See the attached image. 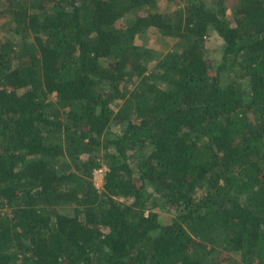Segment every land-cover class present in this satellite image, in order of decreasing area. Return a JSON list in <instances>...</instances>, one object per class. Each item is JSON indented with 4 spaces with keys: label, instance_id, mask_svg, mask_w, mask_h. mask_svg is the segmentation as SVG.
I'll return each mask as SVG.
<instances>
[{
    "label": "trees",
    "instance_id": "trees-1",
    "mask_svg": "<svg viewBox=\"0 0 264 264\" xmlns=\"http://www.w3.org/2000/svg\"><path fill=\"white\" fill-rule=\"evenodd\" d=\"M223 262L264 264V0H0V264Z\"/></svg>",
    "mask_w": 264,
    "mask_h": 264
},
{
    "label": "rangeland",
    "instance_id": "rangeland-1",
    "mask_svg": "<svg viewBox=\"0 0 264 264\" xmlns=\"http://www.w3.org/2000/svg\"><path fill=\"white\" fill-rule=\"evenodd\" d=\"M160 8L162 9L167 8V10H171L173 8V5L169 2L161 1ZM136 42L142 46L152 49V51L156 52L155 54L160 56L161 54H164L168 50L172 49L175 39L163 36L155 28L151 27L145 33L140 34L137 37ZM207 45L210 51L209 57L215 61H219L221 49H222L221 40L214 33L210 34V36L207 39ZM156 57L158 58V56ZM155 60L156 59H154L152 62H154ZM93 181H94V185L99 190H101L102 180H100L99 177H93ZM158 217L161 222L166 223L170 217V213L165 211H159ZM216 251L226 252L227 256H229V258L233 260H236V258H238V254L233 251H225L222 248H216ZM223 263L228 264L229 262L228 263L223 262Z\"/></svg>",
    "mask_w": 264,
    "mask_h": 264
},
{
    "label": "built area",
    "instance_id": "built-area-1",
    "mask_svg": "<svg viewBox=\"0 0 264 264\" xmlns=\"http://www.w3.org/2000/svg\"><path fill=\"white\" fill-rule=\"evenodd\" d=\"M105 167H102V168H98L94 171V177H99L100 180L102 179V174H103V171L105 170L104 169Z\"/></svg>",
    "mask_w": 264,
    "mask_h": 264
}]
</instances>
